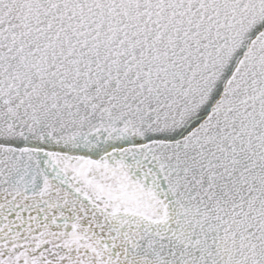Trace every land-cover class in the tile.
Listing matches in <instances>:
<instances>
[{
  "label": "snow or ice",
  "instance_id": "snow-or-ice-1",
  "mask_svg": "<svg viewBox=\"0 0 264 264\" xmlns=\"http://www.w3.org/2000/svg\"><path fill=\"white\" fill-rule=\"evenodd\" d=\"M0 264H264V0H0Z\"/></svg>",
  "mask_w": 264,
  "mask_h": 264
}]
</instances>
